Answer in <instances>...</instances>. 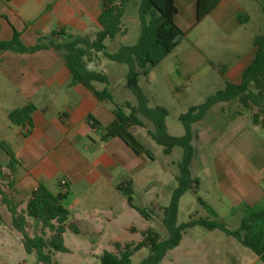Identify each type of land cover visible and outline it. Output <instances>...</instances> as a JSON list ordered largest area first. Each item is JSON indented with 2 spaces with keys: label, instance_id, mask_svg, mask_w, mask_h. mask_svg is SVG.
Instances as JSON below:
<instances>
[{
  "label": "rangeland",
  "instance_id": "374dc122",
  "mask_svg": "<svg viewBox=\"0 0 264 264\" xmlns=\"http://www.w3.org/2000/svg\"><path fill=\"white\" fill-rule=\"evenodd\" d=\"M138 3L139 0H130L127 3L123 32L112 39L106 37L103 40L110 51L121 44H132L136 41L140 31ZM257 22L258 31L255 28L252 31L259 34L264 29V20L259 18ZM56 28L57 24L54 23L53 30ZM65 30L67 33L78 34L69 28ZM89 34V39H96V35ZM187 34L172 52L149 69L147 75L139 78V84L148 97L149 104L167 108L166 129L174 136L184 133L179 115L190 106L203 102L207 95L224 85L220 73L207 58L227 65L240 53V31L233 29L226 36L214 27L210 18ZM84 58L92 69L108 75L110 83L107 86L116 102L129 100L135 103V98L126 84L125 64L110 60L102 53H94ZM8 68H0L1 122L8 121L4 113L6 108H13L18 103L16 98H21L18 95V84L2 82L1 72L8 71ZM97 85L105 86L99 82ZM221 103L212 106L202 120L192 125L196 136L192 141L195 155L191 172L200 179V184L196 190L189 189L181 195L178 201V223L186 222L192 217H208L222 220L228 228L235 229L240 225L242 216L264 206V197L251 205L249 197L237 185L242 174H261L259 184L264 188V127L252 123L250 109L238 108L234 101ZM134 133L151 150L154 159L142 154L146 161H140L137 169L132 172L133 202L150 209L153 213L152 219L144 218L137 209L130 206L120 190L113 193L108 190L106 195L101 196L86 192L81 185H75L72 190L67 185L65 189L70 194L62 200L70 214L63 233L65 250L53 252V264H99L104 250L115 249L114 241L137 242L147 227L162 229V208L168 204L171 191L176 186L175 177L178 174L182 149L175 146L169 154H165L162 146L152 140L143 128H135ZM1 164L0 159V166ZM225 175H229V178ZM242 178L246 179L245 176ZM4 179H0V182L6 186ZM77 198L79 201L75 202ZM4 208L0 203V264H41L33 252L24 249L21 236L5 216ZM71 222L78 227V232L69 227ZM255 226L264 230V219L257 221ZM29 228L32 231V227ZM207 233L208 230L197 225L185 229L181 242L156 264H189L185 254L191 248V242ZM216 233L224 235L219 230ZM236 243L252 253L239 242ZM148 252L147 247L135 250L130 264H138Z\"/></svg>",
  "mask_w": 264,
  "mask_h": 264
},
{
  "label": "crops",
  "instance_id": "0c3cea01",
  "mask_svg": "<svg viewBox=\"0 0 264 264\" xmlns=\"http://www.w3.org/2000/svg\"><path fill=\"white\" fill-rule=\"evenodd\" d=\"M175 3L174 20L188 32L207 18L226 36L233 29L240 31V53L231 63L220 64L207 58L223 80L238 83L257 49L253 37L258 31L257 20H264V0H220L197 23V0H175ZM102 8V0H0V38L9 39L14 26L21 32V40L31 45L38 37L50 33L54 23L56 29L69 28L77 35H96L102 30L97 21ZM254 28L256 30L252 31ZM0 68H8V71L1 72L2 82L20 87L18 95L21 98H16L18 103L13 108L28 102L35 105L29 125L0 121V142L9 145L18 159L15 172L7 177L8 156L0 145L1 181L4 179L2 175H6V186L0 182V203L8 211L6 217L10 218V205L19 203L18 210L24 207L39 183L53 193L66 190L67 185L71 186L70 190L81 185L86 192L104 196L108 190L111 193L118 190L116 185L121 181L128 178L133 181L132 172L146 158L142 154L136 155L117 136L102 137L104 127L114 117L112 104L98 100L91 90L75 81L66 67L61 49L50 47L32 53L4 51L0 55ZM220 68H224V75ZM97 83H93L96 89L104 87ZM9 110L6 108L5 116ZM88 115L97 122L91 124ZM225 176L229 178V175ZM240 176L237 185L249 197L251 205L257 203L264 197V188L259 184L262 175L253 177L245 173ZM62 179L64 185L60 183ZM2 195L8 198V203L4 202ZM78 201L77 198L75 202ZM262 208L264 206L259 209ZM217 230H208L207 235L191 242L192 246L185 254L189 264H261L256 254L237 245L238 240L221 230L224 235H218Z\"/></svg>",
  "mask_w": 264,
  "mask_h": 264
},
{
  "label": "trees",
  "instance_id": "16d2710c",
  "mask_svg": "<svg viewBox=\"0 0 264 264\" xmlns=\"http://www.w3.org/2000/svg\"><path fill=\"white\" fill-rule=\"evenodd\" d=\"M129 1L102 0L103 8L97 18L102 30L96 34L94 40L67 33L64 28H59L38 37L35 43L26 45L20 38L21 32L14 26L9 39L0 38V55L8 50L32 53L50 47L61 49L64 52L66 67L75 81L91 90L98 100L112 104L114 117L104 127L102 137L117 136L136 155L144 154L154 159L151 150L134 133L135 128L141 127L152 140L162 146L165 154H169L175 146H180L182 149L178 174L175 177L176 186L171 191L168 204L162 208V229L147 227L142 231V237L137 242L115 241L113 243L115 249L104 250L100 255L99 264H130L131 255L142 247H147L149 252L138 264H156L179 244L185 229L196 225L206 230L218 229L227 236H232L256 254L264 264V231L255 226L258 220L264 218V208L252 210L242 216L240 225L235 229L228 228L222 220L208 217H192L181 223L177 221L178 201L181 195L189 189L196 190L200 184V179L191 172L195 155L192 141L196 136L193 123L202 120L212 106L234 101L237 102L238 108L251 110L253 124L264 127V29L253 37V44L257 49L250 63L243 69L240 81L233 83L224 78L222 88L216 89L207 95L203 102L192 105L181 113L179 120L184 127V133L174 136L166 129L167 108L149 104L148 97L139 84V78L141 75H147L151 67L158 64L180 44L188 30L182 29L174 20L177 11L175 0H139L137 11L140 31L136 41L132 44H121L110 51L103 40L106 37L112 39L123 32V17ZM219 2L220 0H197L195 22L201 21ZM94 53H102L110 60L126 65L124 76L135 103L129 100L116 102L113 99L112 91L107 86L110 83L108 75L92 69L84 58ZM220 72L224 75V68H220ZM94 82L103 83L105 86L96 89ZM34 110L35 105L28 102L10 109L7 117L12 124L29 125ZM87 119L91 124L97 122L91 115H88ZM0 145L8 156L6 168L9 177L15 172L18 159L9 145L4 142H0ZM2 177L5 178L6 175L3 174ZM116 187L123 192L130 206L137 209L144 218L152 219L153 213L150 209L134 204L132 179H125ZM0 194H2L1 189ZM66 196L67 190L53 193L43 183H39L23 208L18 210L19 203L9 206L10 223L19 232L24 249L33 252L41 264H53V252L65 250L63 233L70 215L69 210L62 203ZM2 199L6 203L9 202L3 195ZM29 227H32V231ZM69 227L76 232L79 231L73 222L69 223ZM131 230L134 228L131 227Z\"/></svg>",
  "mask_w": 264,
  "mask_h": 264
},
{
  "label": "built area",
  "instance_id": "2783aa9c",
  "mask_svg": "<svg viewBox=\"0 0 264 264\" xmlns=\"http://www.w3.org/2000/svg\"><path fill=\"white\" fill-rule=\"evenodd\" d=\"M60 183H61L62 185H64V184H65V180L62 179V180L60 181Z\"/></svg>",
  "mask_w": 264,
  "mask_h": 264
}]
</instances>
